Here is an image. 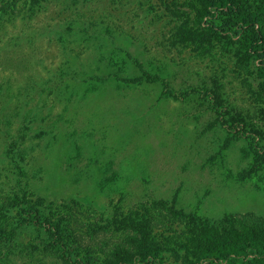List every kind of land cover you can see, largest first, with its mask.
<instances>
[{"label": "rangeland", "instance_id": "374dc122", "mask_svg": "<svg viewBox=\"0 0 264 264\" xmlns=\"http://www.w3.org/2000/svg\"><path fill=\"white\" fill-rule=\"evenodd\" d=\"M232 22L198 0H0V231L21 232L0 264L52 263L48 229L98 264H193L127 236L157 202L264 223V76Z\"/></svg>", "mask_w": 264, "mask_h": 264}, {"label": "trees", "instance_id": "16d2710c", "mask_svg": "<svg viewBox=\"0 0 264 264\" xmlns=\"http://www.w3.org/2000/svg\"><path fill=\"white\" fill-rule=\"evenodd\" d=\"M198 1L206 8L220 10L221 14L233 21L232 24L245 28L249 48L260 61L264 76V4L256 5L253 0ZM2 85L0 81V127H14L13 121L9 120L11 111L6 108L7 112H3L4 103L10 102L6 95L11 90L8 86L1 87ZM18 89L16 95H21L23 90ZM156 222L165 225L158 228ZM125 223L129 230L127 236L133 237L132 244L145 257L165 252L181 259L179 254L184 253L186 256L183 260H193V264L223 260L234 264H264V223L252 216L227 217L220 224L210 225L199 217L186 215L173 206L157 202L143 207L133 218L126 219ZM24 225L29 227L26 223ZM19 234L21 232L0 231V250L14 245L17 237L20 238ZM79 234L81 235L72 230L67 234L61 229H48L49 253H53L54 259L50 264H98L97 255L78 244L76 236ZM122 250V246H116L113 256L122 260ZM102 256L99 264H126L125 260L115 263L105 255Z\"/></svg>", "mask_w": 264, "mask_h": 264}]
</instances>
